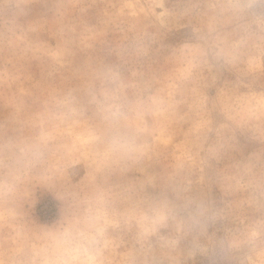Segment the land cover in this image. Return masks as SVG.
<instances>
[{
  "label": "rangeland",
  "instance_id": "rangeland-1",
  "mask_svg": "<svg viewBox=\"0 0 264 264\" xmlns=\"http://www.w3.org/2000/svg\"><path fill=\"white\" fill-rule=\"evenodd\" d=\"M69 226L90 264H264V0H0V264Z\"/></svg>",
  "mask_w": 264,
  "mask_h": 264
},
{
  "label": "clouds",
  "instance_id": "clouds-1",
  "mask_svg": "<svg viewBox=\"0 0 264 264\" xmlns=\"http://www.w3.org/2000/svg\"><path fill=\"white\" fill-rule=\"evenodd\" d=\"M113 117L120 115L119 107L111 112ZM118 144L119 141L117 140ZM96 242L88 226H69L61 231L52 233L48 238L49 253L46 255L45 264H90L91 248ZM87 258V261L81 258Z\"/></svg>",
  "mask_w": 264,
  "mask_h": 264
}]
</instances>
